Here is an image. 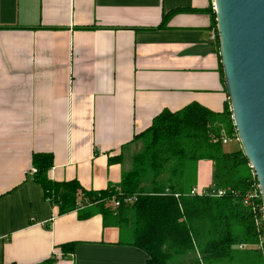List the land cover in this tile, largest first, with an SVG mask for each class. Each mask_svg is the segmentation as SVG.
I'll return each mask as SVG.
<instances>
[{"label": "crops", "instance_id": "1", "mask_svg": "<svg viewBox=\"0 0 264 264\" xmlns=\"http://www.w3.org/2000/svg\"><path fill=\"white\" fill-rule=\"evenodd\" d=\"M211 4L0 0V264H147L98 206L59 214L32 158L53 156V182L106 190L127 169L126 145L161 112L193 103L223 111ZM213 171L200 161L193 188H210Z\"/></svg>", "mask_w": 264, "mask_h": 264}, {"label": "trees", "instance_id": "2", "mask_svg": "<svg viewBox=\"0 0 264 264\" xmlns=\"http://www.w3.org/2000/svg\"><path fill=\"white\" fill-rule=\"evenodd\" d=\"M210 9L216 27L212 4ZM216 46L220 52L219 40ZM236 136L230 99L221 112L193 103L161 112L135 135L126 147L138 148L118 186L86 191L76 181L53 182L48 177L53 166L49 153L33 155L34 180L49 190L48 198L59 214L77 209L79 203L98 206L104 224L122 229L125 243L148 255L147 264H264L262 199L245 203L258 184L257 177L243 149L227 152L222 141ZM203 160L214 165L209 191L224 194H190ZM122 161L123 155L110 158L112 163ZM132 196L137 200L124 202ZM114 198L120 205H107ZM75 245H63V252H73Z\"/></svg>", "mask_w": 264, "mask_h": 264}, {"label": "water", "instance_id": "3", "mask_svg": "<svg viewBox=\"0 0 264 264\" xmlns=\"http://www.w3.org/2000/svg\"><path fill=\"white\" fill-rule=\"evenodd\" d=\"M214 2L233 121L257 177L264 208V0Z\"/></svg>", "mask_w": 264, "mask_h": 264}, {"label": "built area", "instance_id": "4", "mask_svg": "<svg viewBox=\"0 0 264 264\" xmlns=\"http://www.w3.org/2000/svg\"><path fill=\"white\" fill-rule=\"evenodd\" d=\"M212 8L214 11H216V7H215V2L214 0H212ZM211 40L213 43H216L217 44V41L219 40L218 38V30H217V25L216 27L212 30V33H211ZM237 141H239V138L238 136H236L235 138ZM230 139L227 138V137H223L222 141L223 143L225 144L226 142H228ZM252 168V166H251ZM30 173L31 174H35L36 173V168L33 167L32 169H30ZM255 175V173H254ZM190 194L191 195H199V196H203V195H211V196H220L222 194H224V191L223 190H218V191H209V189H204V190H197L196 188H192V190L190 191ZM254 197H257V198H261L262 199V195H261V192H260V188H259V184L255 185V190L253 191V193H251L245 200V203L246 204H252V199ZM137 198L136 196H132V197H125L124 198V202L127 203V204H131L133 203L134 201H136ZM114 206H119L120 205V200L119 199H113L111 201ZM264 210V208H263Z\"/></svg>", "mask_w": 264, "mask_h": 264}, {"label": "rangeland", "instance_id": "5", "mask_svg": "<svg viewBox=\"0 0 264 264\" xmlns=\"http://www.w3.org/2000/svg\"><path fill=\"white\" fill-rule=\"evenodd\" d=\"M238 146V142L236 141V139H230L228 141V143L224 144V149L226 151H233L236 149V147ZM137 146H132L130 149H126L125 151V157L127 159L128 162H126V165L128 166V163L131 161V155L137 150Z\"/></svg>", "mask_w": 264, "mask_h": 264}]
</instances>
